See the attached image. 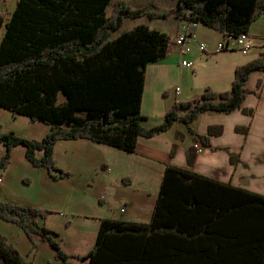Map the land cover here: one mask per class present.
Segmentation results:
<instances>
[{"label": "trees", "instance_id": "obj_1", "mask_svg": "<svg viewBox=\"0 0 264 264\" xmlns=\"http://www.w3.org/2000/svg\"><path fill=\"white\" fill-rule=\"evenodd\" d=\"M112 1L17 0L10 14L0 11V106L51 126L41 140L0 132V146L7 148L0 170L9 166L14 146L23 144L33 164L66 178L71 173L54 158L60 139L89 138L135 152L141 137L157 136L179 122L211 147L214 127L201 135L190 128L192 122L211 112H235L253 92L246 82L253 72L264 71V54L236 68L231 89L207 87L191 100L176 101L162 124L144 128L147 65L170 55L176 43L171 34L143 24L115 36L125 18L174 15L237 36L264 14V0H180L164 12L119 0L109 15ZM176 136L184 138L180 132ZM38 150L44 151L39 158ZM197 153L195 146L189 148V165ZM49 213L0 201V218L25 229L32 250L39 235L65 264H73L72 257L82 264H264V197L183 167L167 165L149 222L103 218L96 245L86 255L63 251L58 233L39 223ZM0 264L34 263L0 233Z\"/></svg>", "mask_w": 264, "mask_h": 264}, {"label": "crops", "instance_id": "obj_2", "mask_svg": "<svg viewBox=\"0 0 264 264\" xmlns=\"http://www.w3.org/2000/svg\"><path fill=\"white\" fill-rule=\"evenodd\" d=\"M16 1L1 0L0 11L8 6H13V11ZM116 1L119 0L112 1L108 8L109 15ZM121 1L131 7L149 6L159 12L176 8L180 3V0ZM139 24L169 33L174 39L182 32L184 22L174 15L160 19L127 17L114 35ZM4 28L3 25L1 29ZM193 31L192 50L185 56L194 62L192 68L182 66L183 56L177 47L164 59L147 65L141 110L144 128L162 124L176 101L191 100L207 87L218 92L231 89L236 68L264 54V14L250 26L252 48L247 53L235 48L219 51L217 44L225 35L219 30L197 24ZM200 42L207 43L209 49L204 52ZM259 81L263 82L261 87ZM246 86L253 92L240 109L228 114L207 113L192 122L190 128L201 135H207L209 127H214L211 147L199 149L195 135L181 122L157 136L141 137L135 152L89 138L60 139L54 158L62 170L71 173L61 179L54 178L45 166L33 164L27 158L25 145L14 146L9 166L0 170V201L50 211L39 223L58 233L65 253L77 256L86 255L95 247L103 218L150 221L168 164L264 197V71L253 72ZM246 110L253 111L252 115ZM246 126L250 127L246 134L236 131ZM50 130L51 126L43 121H33L0 106V132L15 131L20 136L41 140ZM177 132L184 138L178 139ZM174 144L176 151L172 154ZM191 146L198 152L193 165L187 161ZM6 152V146H0V159ZM43 153L38 150L36 156L39 158ZM0 233L34 264H65L56 258L52 245L39 235H34L38 245L32 250L33 240L13 222L0 218ZM70 260L82 264L74 257Z\"/></svg>", "mask_w": 264, "mask_h": 264}, {"label": "built area", "instance_id": "obj_3", "mask_svg": "<svg viewBox=\"0 0 264 264\" xmlns=\"http://www.w3.org/2000/svg\"><path fill=\"white\" fill-rule=\"evenodd\" d=\"M196 25L197 23L184 22L182 32L174 38L176 47L178 48L177 51L181 56H183L181 64L182 66L188 68H192L194 65V62L188 60V58H186L185 56L192 50V42L194 40L193 27ZM249 36V32L242 33L237 36H235L234 34H225L223 40L221 42H218L217 49L221 51L225 49L235 48L243 53H247L252 48V43ZM199 47L204 52L209 49V45L204 42H200ZM177 91H180V88H177ZM196 145L199 147V149H202L201 143L198 142L196 143ZM0 182H2V177H0ZM122 211H124V209Z\"/></svg>", "mask_w": 264, "mask_h": 264}, {"label": "rangeland", "instance_id": "obj_4", "mask_svg": "<svg viewBox=\"0 0 264 264\" xmlns=\"http://www.w3.org/2000/svg\"><path fill=\"white\" fill-rule=\"evenodd\" d=\"M12 9H13V6H8V7H5V8H3V10H4V12L8 15V14H10L11 12H12ZM3 29H1V32L3 33ZM200 143V142H199ZM237 158H238V156H237Z\"/></svg>", "mask_w": 264, "mask_h": 264}]
</instances>
